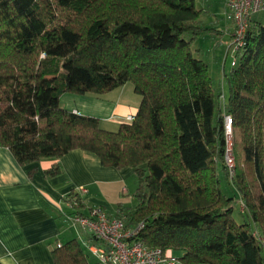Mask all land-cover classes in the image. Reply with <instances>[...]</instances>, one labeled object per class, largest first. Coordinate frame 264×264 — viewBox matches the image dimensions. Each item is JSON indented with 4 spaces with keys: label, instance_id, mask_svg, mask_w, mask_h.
Instances as JSON below:
<instances>
[{
    "label": "trees",
    "instance_id": "16d2710c",
    "mask_svg": "<svg viewBox=\"0 0 264 264\" xmlns=\"http://www.w3.org/2000/svg\"><path fill=\"white\" fill-rule=\"evenodd\" d=\"M202 15L196 0H0V147L21 166L82 150L133 169L137 203L116 216L128 228L146 223L135 240L182 264H264V25L252 21L222 106L193 50L211 31ZM128 83L141 103L117 131L61 106L66 93ZM61 172L55 162L46 174ZM225 183L240 197V223ZM51 254L54 264H91L78 239Z\"/></svg>",
    "mask_w": 264,
    "mask_h": 264
},
{
    "label": "crops",
    "instance_id": "0c3cea01",
    "mask_svg": "<svg viewBox=\"0 0 264 264\" xmlns=\"http://www.w3.org/2000/svg\"><path fill=\"white\" fill-rule=\"evenodd\" d=\"M196 3L203 11V26L211 29L203 35L205 40L214 41L216 49L224 45L226 50L235 28L228 18L226 0ZM254 20L264 25L263 14H257ZM193 50L199 58L206 56L198 40ZM126 86L105 95L66 93L61 97V106L97 117L104 129L117 131L121 124L128 123L129 116L135 117L141 103V97ZM55 162L62 172L49 177L46 171ZM135 177L133 169L105 167L95 154L82 150L71 151L59 160L44 159L21 166L9 149L0 147V263L54 264L52 250L58 244L78 239L89 262L101 264L92 249L98 243L69 219L77 211L70 207V195L74 193L82 199L80 213L88 215L91 208L100 207L116 216L119 205L132 207L137 203L131 186Z\"/></svg>",
    "mask_w": 264,
    "mask_h": 264
},
{
    "label": "built area",
    "instance_id": "2783aa9c",
    "mask_svg": "<svg viewBox=\"0 0 264 264\" xmlns=\"http://www.w3.org/2000/svg\"><path fill=\"white\" fill-rule=\"evenodd\" d=\"M226 4L228 18L235 26L228 45V54L232 55V66L236 67L239 55L247 45V32L254 17L264 13V0H226ZM127 121H134V116H129ZM231 125V118L227 117L226 161L233 175L235 160L232 154ZM71 200L70 207L74 209L77 205L76 198ZM69 219L73 225L89 232L98 243V247L92 249L101 264H182L171 250L163 252L160 249H151L142 241L135 240L145 229L144 222L134 228H128L124 218L111 216L100 207L91 208L88 215L73 213Z\"/></svg>",
    "mask_w": 264,
    "mask_h": 264
},
{
    "label": "rangeland",
    "instance_id": "374dc122",
    "mask_svg": "<svg viewBox=\"0 0 264 264\" xmlns=\"http://www.w3.org/2000/svg\"><path fill=\"white\" fill-rule=\"evenodd\" d=\"M264 16V13H261ZM205 36H202L201 38L198 39V41H200V45L202 46V48L204 49V51L206 52V56L205 57H201L203 60H205L206 63H208L209 65V73L211 75V78L213 80V86L215 89V93L216 95H222V98L220 99V101L222 100V106L225 105L224 102H226V99H228L229 96V88H228V84L225 80V74H224V69L226 70V73L228 74L234 67L232 66V61H233V57L231 54H228V48L225 50V46L221 45L219 47H217V49L213 46L214 41H208L205 40L204 38ZM186 40L190 39V36L186 35L185 36ZM229 45V43H228ZM195 54V52H194ZM196 56V54H195ZM225 66V68H224ZM224 74V75H223ZM126 89L130 90V92L132 94H134V85L133 83H128L126 84ZM136 95V94H135ZM224 98L226 99H223ZM140 97V96H139ZM106 128H113L111 127V125H105ZM110 126V127H108ZM103 128V127H102ZM132 191L136 192V189L138 187V178L137 176L134 178V181L132 183ZM225 188V193L227 194V196L229 197H233L235 199L234 202V217L236 219V221H238L239 223L242 221V211H243V205L240 201V197L237 193L236 190H234L232 187H229L227 183H225L224 185Z\"/></svg>",
    "mask_w": 264,
    "mask_h": 264
}]
</instances>
